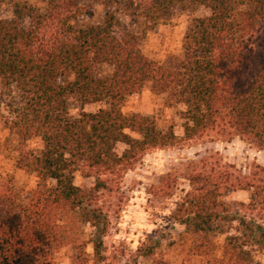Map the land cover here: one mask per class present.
<instances>
[{
	"label": "trees",
	"instance_id": "16d2710c",
	"mask_svg": "<svg viewBox=\"0 0 264 264\" xmlns=\"http://www.w3.org/2000/svg\"><path fill=\"white\" fill-rule=\"evenodd\" d=\"M0 124L39 152H23L16 168L36 175L25 200L0 182V264H55L63 247L71 264H102L109 220L97 205L149 150L178 141L139 114L127 116V97L145 83L181 106L183 140L214 135L239 137L264 151V0H46L44 10L18 0H0ZM100 6L99 22L81 19ZM203 6L183 37V57L173 66L143 55L140 38L118 14L156 26L179 11ZM104 104L96 113L69 110ZM135 137H134V136ZM126 149L119 156L116 146ZM93 179L80 188L74 176ZM228 173L189 172V190L176 203L175 223L184 227L187 255L203 264H259L264 255V180ZM49 182H54L50 186ZM251 192L231 205L228 192ZM82 226L92 235V263ZM143 257L167 264L148 247Z\"/></svg>",
	"mask_w": 264,
	"mask_h": 264
},
{
	"label": "rangeland",
	"instance_id": "374dc122",
	"mask_svg": "<svg viewBox=\"0 0 264 264\" xmlns=\"http://www.w3.org/2000/svg\"><path fill=\"white\" fill-rule=\"evenodd\" d=\"M18 1L42 11L46 3V0ZM9 11L5 5L0 15L7 17ZM102 14V7L94 6L90 17H84L81 23L99 22ZM209 14L208 9L197 6L179 11L156 26L140 18L118 15L124 27L140 38L143 55L159 65L173 66L183 57V37L191 22ZM101 108H105L103 103L82 106L76 99H69V110L75 117L82 111L96 113ZM122 111L127 116L139 114L150 118L162 131L171 128L178 141L167 148L149 150L120 178H111L110 189L100 196L97 204L109 220L102 264H151V259L143 257L148 247L154 248L156 257L167 264H203L200 258L188 259L184 227L173 220L176 203L189 190L187 175L215 171L236 178L264 180V151L235 136L209 135L183 140L182 107L168 105L166 97L156 94L150 82L125 99ZM41 148L39 139L22 143L0 124V182L8 181L20 200H25L36 188V175L17 169L16 163L23 152L37 153ZM125 149V145L118 144L116 153L120 156ZM93 182L80 173L74 176V184L80 188H90ZM49 185L54 186V182ZM250 196L251 192L230 191L223 201L235 206L247 203ZM91 235L89 226L81 227L80 238L88 243L85 252L92 263ZM70 254L69 247L60 249L55 255V264H71ZM256 259L264 264V255Z\"/></svg>",
	"mask_w": 264,
	"mask_h": 264
}]
</instances>
